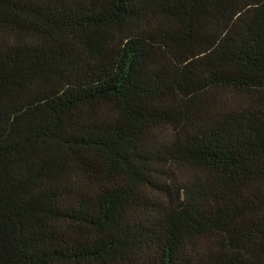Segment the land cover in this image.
Returning <instances> with one entry per match:
<instances>
[{
  "label": "trees",
  "instance_id": "trees-1",
  "mask_svg": "<svg viewBox=\"0 0 264 264\" xmlns=\"http://www.w3.org/2000/svg\"><path fill=\"white\" fill-rule=\"evenodd\" d=\"M0 264H264V0H0Z\"/></svg>",
  "mask_w": 264,
  "mask_h": 264
}]
</instances>
